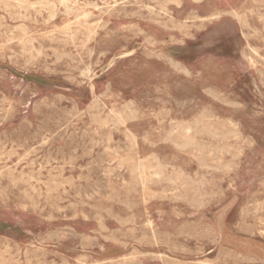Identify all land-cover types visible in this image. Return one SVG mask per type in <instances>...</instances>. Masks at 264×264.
<instances>
[{
  "label": "rangeland",
  "instance_id": "rangeland-1",
  "mask_svg": "<svg viewBox=\"0 0 264 264\" xmlns=\"http://www.w3.org/2000/svg\"><path fill=\"white\" fill-rule=\"evenodd\" d=\"M0 264H264V0H0Z\"/></svg>",
  "mask_w": 264,
  "mask_h": 264
},
{
  "label": "bare ground",
  "instance_id": "bare-ground-1",
  "mask_svg": "<svg viewBox=\"0 0 264 264\" xmlns=\"http://www.w3.org/2000/svg\"><path fill=\"white\" fill-rule=\"evenodd\" d=\"M173 1H174V0H173ZM193 1H194V0H193ZM171 2H172V1H171ZM176 4H177V3H176ZM177 5H178V4H177ZM178 6H179V5H178ZM229 12H230V11H229ZM229 12H228V13H229ZM231 13H232V12H231ZM253 14H254V13H253ZM202 19H203V18H202ZM242 19H243V17H242ZM244 21H245V19H244ZM245 22H246V21H245ZM225 24H226V23L224 22L223 25H225ZM245 24H246V23H245ZM246 25H247V24H246ZM225 26H226V25H225ZM210 32H211V31H210ZM210 34H211V33H210ZM229 34H230V33H229ZM255 35H256V34H255ZM22 44H23V43H22ZM260 50H261V49H260ZM20 51H21V50H20ZM254 53H256V52H254ZM158 56H159V55H158ZM242 56H243V55H242ZM244 56H246V55H244ZM244 56H243V57H244ZM244 58H245V57H244ZM246 60H247V59H246ZM25 64H26V63H25ZM177 64H178V63H177ZM177 64H175V65H177ZM178 65H179V64H178ZM178 65H177V66H178ZM171 66H172V65H171ZM173 68H174V67H173ZM175 69H176V68H175ZM175 69H174V70H175ZM182 70H183V69H182ZM256 72H257V71H256ZM59 73H60V72H59ZM257 74H258V73H257ZM79 75H80V73H79ZM72 79H73V78H72ZM70 80H71V79H70ZM203 89H204V88H203ZM210 90H211V89H210ZM211 91H212V90H211ZM209 92H210V91H209ZM206 93H207V92L205 91V94H206ZM210 94H211V92H210ZM212 94H214V92H213ZM98 95H99V94H98ZM207 95H208V94H207ZM213 96H214V95H212V97H213ZM215 96H217V95H215ZM209 97H210V96H209ZM219 97H220V96H219ZM219 97H218V98H219ZM213 99H214V98H213ZM220 99H222V98H220ZM223 99H224V98H223ZM59 100H60V98H59ZM218 100H219V99H218ZM227 102H228V101H227ZM50 103H51V102H50ZM52 104H54V103H52ZM223 105H224V104H223ZM121 111H122V110H121ZM202 112H203V111H202ZM210 112H211V111H210ZM205 113L208 114V112H205ZM127 114H128V113H127ZM202 114H203V113H202ZM202 114H201V115H202ZM210 114H211V113H210ZM125 115H126V114H125ZM119 116H120V113H119ZM126 116H127V115H126ZM205 116H207V115L205 114L204 117H205ZM127 117H128V116H127ZM204 117H203V118H204ZM207 117H208V116H207ZM207 117H206V118H207ZM210 117H211V116H210ZM210 117H209V118H210ZM114 118H115V117H114ZM129 118H130V117H129ZM134 118H135V117H134ZM196 118H197V117H196ZM201 118H202V117H201ZM209 118H208V119H209ZM198 119H199V118H198ZM212 119H214V117H213ZM227 119H228V118H227ZM121 120H122V119H121ZM169 120H170V119H169ZM224 120H225V119H224ZM113 121H115V120L113 119ZM116 121H117V120H116ZM162 121H163V120H162ZM198 121H201V120L199 119ZM73 122H74V121H73ZM108 122H109V121H108ZM172 122H173V121H172ZM214 122H215V120H214ZM176 123H177V122H176ZM199 123H200V122H199ZM199 123L197 122L196 124H199ZM111 124H112V123H111ZM177 124H178V123H177ZM182 124H183V123H182ZM194 124H195V123H194ZM196 124H195V125H196ZM202 124H204V122H203ZM206 124H207V123H206ZM211 124H212V122H211ZM222 124H223V123H222ZM121 125H122V124H121ZM215 125H216V123H215ZM215 125H214V126H215ZM179 126H180V125H179ZM183 126H184V125H183ZM203 126H204V125H203ZM205 126H209V125H205ZM220 126L222 127V125H220ZM189 127H190V126H189ZM218 127H219V126H218ZM226 127H227V126H226ZM177 128H178V125H177ZM180 128H181V127H180ZM184 128H186V127H184ZM195 128H196V127H195ZM201 128L203 129V127H201ZM187 129H189V128H187ZM187 129L183 130V127H182V130H183V131H186V132H187ZM206 129H208V128H206ZM209 129H210V128H209ZM211 129H212V128H211ZM216 129H217V128H216ZM226 129H227V128H226ZM228 129L230 130V128H228ZM228 129H227V130H228ZM189 130H190V129H189ZM192 130H193V127H192ZM198 130H199V129H198ZM217 130H220V129H217ZM221 130H222V129H221ZM229 130H228V131H229ZM173 131H174V130H173ZM176 131H177V130H176ZM225 131H226V130H225ZM171 132H172V131H171ZM179 132H181V131H178L177 133H179ZM186 132H185V133H186ZM205 132H206V131H205ZM209 132H211V131H209ZM174 133H175V132H174ZM174 133H173V134H174ZM183 133H184V132H183ZM185 133H184V134H185ZM202 133H203V132H202ZM225 133H226V132H225ZM230 133H231V130H230ZM168 134H169V133H168ZM210 134H211V133H210ZM227 134H229V133H227ZM171 135H172V134H171ZM185 135H186V134H185ZM195 135H196V133H195ZM211 135H213V134H211ZM211 135H208V136L211 137ZM214 135H215V134H214ZM220 135L222 136V134H220ZM224 135H225V134H224ZM110 136H111V135H110ZM173 136H174V135H173ZM176 136H177V135H176ZM187 136H188V135H187ZM201 136H202V135H201ZM215 136H216V135H215ZM164 137H165V136H164ZM168 137H169V136H168ZM170 137H171V136H170ZM185 137H186V136H185ZM217 137H218V136H217ZM166 138H167V137H166ZM177 138H178V137H177ZM220 138H221V137H220ZM225 138H227V137H225ZM230 138H231V137H230ZM175 139H176V137H175ZM178 139H179V138H178ZM178 139H177V140H178ZM185 139H186V138H185ZM193 139H194V138H192V140H193ZM221 139H222V138H221ZM227 139H228V138H227ZM177 140H175V141H177ZM189 140H190V139H189ZM184 141H185V140H184ZM186 141L188 142L187 139H186ZM186 141H185V143H186ZM201 141H202V140H201ZM216 141H217V140H216ZM190 142H191V141H190ZM193 142H194V141H193ZM203 142H204V141H203ZM196 143H198V144H196ZM196 143H195V145H197V149L200 148L201 146H198V145H199V143H201V142H196ZM175 144H176V143H175ZM178 144H180V143H178ZM178 144H177V145H178ZM181 144H182V143H181ZM188 144H189V143H188ZM204 144H206V142H205ZM204 144H203V145H204ZM208 144H210V143H207V146H209ZM211 144H212V143H211ZM223 144H224V143H222V145H223ZM225 144H226V143H225ZM185 145H186V144H185ZM192 145H193V144H192ZM219 145H220V144H219ZM226 145H228V144H226ZM183 146H184V145H183ZM207 146H206V148H208ZM215 146H216V145H215ZM181 147H182V145H181ZM190 147H191V146H190ZM195 147H196V146H195ZM219 147H220V146H219ZM229 147H231L230 144H229ZM216 148H217V147H216ZM224 148H225V147H224ZM201 149H202V148H201ZM201 149H200V150H201ZM204 149H205V147H204ZM204 149H203V150H204ZM225 149H227V148H225ZM207 150H208V149H207ZM215 150H216V149H215ZM217 150H218V148H217ZM217 150H216V151H217ZM204 151H205V150H204ZM216 151H215V152H216ZM221 151H222V149H221ZM226 151H227V150H226ZM226 151H225V152H226ZM225 152H223V153H225ZM227 152H228V151H227ZM230 152H231V151H230ZM232 152H233V151H232ZM234 152H235V151H234ZM238 152H239V151H238ZM197 153H198V152H197ZM202 153H203V152H202ZM198 154H199V153H198ZM217 154H219V153L217 152V153L215 154V156H217ZM194 155H195V154H194ZM195 156H196V155H195ZM210 156H211V155H210ZM199 158H200V156H199ZM203 158L205 159L206 157H203ZM207 158H208V157H207ZM209 158H210V157H209ZM209 158H208V159H209ZM195 159H196V157H195ZM196 160H197V159H196ZM205 160H207V159H205ZM153 161H154V160H153ZM197 161H198V160H197ZM197 161H196V162H197ZM201 161H202V160H201ZM204 163H205V161H204ZM221 164H222V163H221ZM201 165H202V164H201ZM205 165H207V164H205ZM214 166H215V165H214ZM216 166H219V165H216ZM223 166H224V164H223ZM212 167H213V166H212ZM200 168H201V167H200ZM215 168H216V167H215ZM221 168H222V167H221ZM164 169H165V167H164ZM159 170H160V169H159ZM159 170H158V171H159ZM219 170H220V169H219ZM226 170H227V169H226ZM170 172H171V171H170ZM223 172H224V170H223ZM220 173H221V172H220ZM208 174H209V173H208ZM171 175H172V174H171ZM184 177H185V176H184ZM169 178H170V177H169ZM169 178H168V179H169ZM177 179H178V178H177ZM178 183H180V182H178ZM191 184H192V183H191ZM194 185H195V184H194ZM191 188H192V187H191ZM187 189H189V187H188ZM187 189H186V190H187ZM191 190H192V189H191ZM187 191H189V190H187ZM195 191H196V190H195ZM166 192H167V191H166ZM185 193H186V192H185ZM189 193H191V195H192V193H194V192H190V191H189ZM189 193H188V194H189ZM182 194H183V196H184V193H182ZM191 195H190V196H191ZM193 195H194V194H193ZM183 196H182V197H183ZM187 196H189V195H187ZM184 197H186V196H184ZM189 199H190V198H189ZM196 199H197V198H196ZM203 199H204V198H203ZM190 200H191V199H190ZM187 201H188V200H187ZM192 201H193V200H192ZM209 201H210V200H209ZM188 202L190 203V201H188ZM121 204H122V203H121ZM190 204H191V203H190ZM195 205H196V204H195ZM199 205H200V204H199ZM125 206H126V204H125ZM191 206H192V205H191ZM196 206H198V205H196ZM196 208L198 209V207H196ZM177 214H179V213L177 212ZM118 222H119V221H118ZM121 222H122V221H121ZM193 224H194V223H193ZM139 225H140V224H139ZM195 226H196V225H195ZM129 229H130V228H129ZM192 229H193V228H192ZM202 229H203V228H202ZM179 230H180V229H179ZM207 230H208V229H207ZM142 232H143V231H142ZM180 232H181V231H180ZM201 232H202V231H201ZM203 232L206 233L207 231H206V232L203 231ZM208 232H209V231H208ZM210 233H211V232H210ZM210 233H209V234H210ZM152 234H153V232H152ZM178 234H180V233H178ZM198 235H199V234H198ZM152 237H153V236H152ZM211 237H212V236H211ZM210 243H211V242H210ZM131 251H132V250H131ZM131 251H130V252H131ZM140 254H141V253H140ZM137 255H138V254H137ZM141 255H142V254H141ZM129 256H130V255H129ZM131 256H132V255H131ZM134 256H135V255H134ZM138 256H139V255H138ZM127 257H128V256H127ZM82 258H83V257H82ZM133 260H134V259H133ZM163 261H164V260H163ZM63 262H64V261H63ZM42 263H43V262H42ZM179 263H180V262H179Z\"/></svg>",
  "mask_w": 264,
  "mask_h": 264
}]
</instances>
